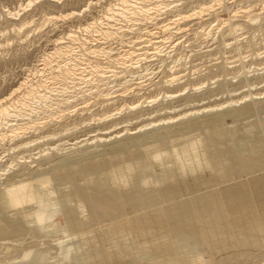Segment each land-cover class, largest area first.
I'll return each mask as SVG.
<instances>
[{
    "label": "rangeland",
    "instance_id": "1",
    "mask_svg": "<svg viewBox=\"0 0 264 264\" xmlns=\"http://www.w3.org/2000/svg\"><path fill=\"white\" fill-rule=\"evenodd\" d=\"M126 1L128 5L127 2L123 3L124 0H0V101L9 99L14 91H17V96L20 95L19 98L27 96L32 88L36 87L34 91L37 93L39 91L36 99L28 98L30 103L33 102V109L24 110L23 116L15 117L14 114L15 116L6 121L0 118V161L3 162H0V190H7L8 186L14 183L15 188L23 189L20 192L22 196L30 198L32 193V198H35L41 196L42 193L50 197L53 196V192L56 193L59 189L69 187V191L67 190L69 195L67 193L66 196H70L73 184H85V181L78 182L80 176L86 177L84 172L81 175L86 169L85 166L91 163H96L95 165L98 166L109 157L103 153H99L101 156L96 153L93 159H82L84 161L73 165L71 162L66 163L65 168L62 166L63 170L62 167L61 169L52 168V164L60 157L66 158L74 154L75 151L69 152V148L74 144L83 140H89L91 143L96 136L107 135L110 138L117 133H120L119 136L124 140L127 129L136 127L138 129L151 122L159 125V120L166 121L169 117H172L174 122L185 119L174 124L176 128L182 126V130H185L191 123H196L197 127L184 133L185 135H180V133L170 136L164 135L166 134L164 130L168 127L165 129L156 126V128L149 127L153 129L152 131L147 128L152 133L154 131L153 134L160 138L150 141V133L145 132L141 134L136 146L137 148L145 147V150H149L150 147L158 151L155 153L156 156L154 154L142 155L154 156L155 167L159 165L157 163L163 162L161 155L171 152L175 160L180 161L182 157L189 160L194 149L203 148L202 146L205 145V134L227 132L232 136L241 137L248 126L258 128L264 126V111L255 115L254 113L246 114L244 111L248 108L245 101H248L249 93H259L264 90V0H224L220 3H217L219 0ZM214 1L216 4L212 3ZM204 3H206L204 8L211 9L197 14L200 11L198 9ZM110 9L114 12H110ZM191 15L189 19L182 20ZM253 17L254 19H251ZM91 24L95 26L87 27ZM238 26L242 27L237 28ZM54 52L58 55H54ZM219 82L220 84L226 82L225 89H219ZM166 95H180V98L170 104L169 101L165 102ZM39 96H46L48 101H40ZM190 96L193 97L189 103L182 100ZM150 101L154 102L149 103ZM237 101H241L239 102L240 109L235 105L239 116L242 115L240 118H235L231 122L230 120L219 121L216 118L212 121L213 124L205 123L206 113L209 110V112L214 109V112H223L233 106L231 102ZM130 103L140 106L129 112L124 105ZM112 115L116 118L108 117ZM135 117L139 118L134 119ZM130 119L134 120L128 122ZM117 122L118 125H115ZM16 127H22L23 131L13 132L12 129ZM245 131L249 132V129ZM2 136L5 138L3 139ZM192 139L195 142L194 146L184 145V142ZM141 140L149 142L144 144ZM170 143L180 146L173 148ZM132 145L134 147L135 144ZM136 146L125 152L123 150L120 154L127 155L131 152V156L133 154V157L140 159L137 153L144 148L135 149ZM85 149H78L76 152ZM114 156L120 155L118 153ZM97 158H100L99 161ZM131 159L134 162V158H130V162H132ZM160 159L161 161L158 162ZM86 160L88 164H84ZM90 161L93 162L89 163ZM148 163L150 166L153 164ZM139 167L140 165L137 164L134 168L118 170L131 174L135 168ZM38 168H48L44 174L49 171L50 173L47 174L49 177L43 175V178H36L48 184L44 182L45 186L44 184L39 185L43 187L34 189L36 192L29 188L31 191H26V187H31L30 185L37 180H34L32 176H27L29 179H26V176L22 175ZM73 168L76 172L74 170L75 173L71 174L72 176L75 174L76 177H71L68 173ZM113 171L103 174L108 178L103 175V178L97 176L96 180H99L97 182L103 183L104 179L115 180L112 176L116 174V171L115 173ZM57 172H64L62 174L67 176L63 180H54L55 175H59L56 174ZM78 172L81 173L77 174ZM21 179H24L23 183ZM128 179L135 178L131 176ZM15 180L19 181L18 184ZM104 182L107 183L106 185L116 183V181L110 182L109 180H104ZM192 184L193 186L200 185ZM176 185L188 187L185 186L186 183ZM27 192L29 196H26ZM66 196V201L71 200ZM73 196L75 197V194L71 195L72 199H74ZM61 199L57 200L56 197L55 201L50 200V205L53 201L51 206L58 208L65 201L64 197L63 201ZM219 200L230 202L226 198ZM57 202L58 206L55 207ZM74 203L72 202V206L75 207L76 203L75 205ZM245 205L250 206L248 203ZM58 223L60 227H65L62 217L58 218ZM65 231L63 233L64 229H62V233L66 235L56 234L51 240L59 241L67 236L65 238L67 240H64L67 244L64 246L67 250H73L81 244L80 239L70 229ZM71 242H73L72 245ZM3 246L0 247V264H9V262L10 264H23L22 262L26 263L28 259L27 263H36L37 259L34 260L26 254L27 251L12 254L6 245ZM54 251H51L50 253H53L49 255L55 258L48 255L47 259H39L36 264H56L62 253ZM207 254L200 256L203 264H215L216 257ZM168 255L166 251L163 256L169 260V263L183 264L172 262ZM241 257L226 264H239V262L242 264V261L243 264H264V250L261 247L245 250ZM2 259L5 260L2 261ZM196 259H193L190 264L196 263ZM149 262L159 264L153 259L140 260L139 264H149Z\"/></svg>",
    "mask_w": 264,
    "mask_h": 264
},
{
    "label": "bare ground",
    "instance_id": "2",
    "mask_svg": "<svg viewBox=\"0 0 264 264\" xmlns=\"http://www.w3.org/2000/svg\"><path fill=\"white\" fill-rule=\"evenodd\" d=\"M221 1L224 0H219L217 3H220ZM125 2L127 1L124 0L123 3ZM214 2L212 3L216 4V2ZM126 4L128 5V2ZM205 4L206 3L202 6L200 5L201 7L198 9L200 11L197 14L205 13L208 9H211L204 8ZM123 7L126 8V6ZM109 11L112 12L113 10L110 9ZM195 14L194 16H196ZM190 17H192V15L184 17L182 20L189 19ZM235 17L236 15L234 18ZM251 19H254V17ZM91 25H88L87 27L93 28V26H95V24ZM240 27L242 26H238L237 28ZM107 34V36L110 37V34ZM53 54L55 55L56 53L54 52ZM218 84H220V82ZM225 87L226 82H222L219 89H225ZM35 88L30 89L27 96L19 98L20 95L17 96V91H14V94L9 99L0 101V118L6 121L15 115V117H21L23 116L22 112L24 110L26 111L29 108L33 109V102L30 103L29 99L31 97L35 99L37 98L36 95L39 91L38 93L34 91ZM192 97H186L182 100L189 103ZM248 97V101H245V105L248 107L244 110L246 111V114L254 113L255 115L264 111V90L259 93L250 92ZM165 98V102L169 101V103L172 104L175 99L180 98V95H166ZM39 99L40 101H46L48 98L46 96H39ZM241 100L243 102V99ZM153 102L154 101H150L149 103ZM239 102H231L233 103V106H227L228 109L223 112H214L215 109H211V112H209L210 110L208 112L205 111L207 112L205 123H212V121L216 118H218L219 121L230 120V122L235 118H240L242 115L239 116L240 114H238L236 109V106L239 108ZM134 105L135 103H130L125 104L124 107H126L127 111L132 112L140 106ZM219 107H222V109L224 108L223 106ZM164 108H166V106ZM198 114L202 115L200 113ZM108 117L116 118L114 115ZM137 118L139 117H135L134 119ZM134 119H130L128 122ZM182 120L185 119L183 118L180 121ZM177 122H174L173 118L169 117L166 121H163V119L159 120V125H155V122H151L138 129L137 127L135 129H127L125 134L126 138L124 140H122L121 136H119L121 134L117 133L110 138H108L107 135H104L103 137L96 136L91 143H89V140H83L80 143L74 144L71 148H69V152L75 151L74 154L67 156L66 158L60 157L57 162L52 164V168L57 167L59 169L62 166L64 167L66 163L68 164V162H71V165L78 162L81 163L80 161H84L82 159L86 158L93 159V155H97L96 153H98V155H100L99 153L106 154L105 156L109 155L110 158L107 157V159L103 156L107 160L98 166L95 165L96 163H91L93 161H90L89 163L91 164L85 166V171L81 170V175H83L84 172L86 177H84V175L83 177L80 176V180H78V182L85 181V184H73L70 196H66L69 188L66 187L67 185L63 186L67 189L61 186L63 189L57 190L56 193L53 192V196L50 197L44 196L42 193V197L39 196L32 198L31 193V200L29 197L27 198L22 196L20 192H22L23 189L15 188L14 183L9 185L7 190L1 189L0 247L6 245L12 254H17L19 251L24 252L25 250L27 251L26 254L30 255L34 258V260L35 258L37 260L47 259L51 251H60L62 256L61 258L59 257L60 259L58 258L59 260L57 259L58 261L56 264H139L140 260L145 259L157 260V263L159 262V264H171L169 263V260L165 259L166 257L163 256L166 251L169 254L168 257H171L172 262L190 264L193 259L195 260V258H197V261L194 264H203L200 256L208 253L216 257L215 264H226L227 262H232L237 258H240L245 250H252L256 247H261L264 250V126L261 128H258L257 126H248V128L245 127L246 129H249V132H246V129H244L243 136L241 137L236 135L232 136L227 132H211L210 134H205V145L202 146L203 148L198 147L194 149V151L191 152L192 155L189 160L183 159V157L180 161L175 160L173 158L174 154L170 151L171 153L169 154L162 153L164 154L161 155L163 157H159L163 160V162H161L162 165L161 163L156 162L159 165L155 167L154 156L142 155H155L158 151L156 149H150V147L149 150L146 149L147 151L145 150V147H143L144 150H140L143 148H137L136 144L139 141L138 139L142 136L141 134L145 132L148 134L150 133V141H154L158 138L159 136L153 134L154 131L153 133L151 132L153 130L152 128L155 126L158 128L162 127V129L168 127L164 130L166 133L164 135L168 136L178 135L180 133V135L184 133L186 134L191 129L197 127L196 123H191L188 126L186 125L187 128L185 130H182V126L180 128H176L177 126L174 125ZM2 123L4 124V122ZM115 125H118V122ZM147 128L151 129V131ZM12 130L13 132H20L19 130L23 131V128L16 127ZM142 141L144 144L149 142L141 140V142ZM141 142H139L140 145H142ZM31 144H33V142ZM132 144H135V149L140 150V153H137L139 154L140 159L133 157V154L131 156V152L127 155L120 154L121 151L124 150L125 152V150L133 147ZM172 145L174 148L179 144ZM184 145L187 147L194 146L195 142H193L192 139L184 142ZM157 148L159 149V147ZM78 149L85 150H79V152H76ZM118 153L120 156H114ZM100 158H97V161H99L98 159ZM130 158H134V162L133 159H131L132 162H130ZM155 158L158 159V157ZM147 159L148 162L153 163L154 166L153 164L150 166ZM161 159L158 160V162L161 161ZM87 161L88 160H86L84 164H88ZM127 162L130 163L123 166ZM137 164L140 165V167L135 168L131 174L125 171L119 172L118 170L127 169L129 167L134 168ZM19 167H21V165ZM72 167L73 166H71V168ZM74 168L77 167L74 166ZM74 168L68 172L71 177H76L75 174L73 176L71 174L76 172V169ZM47 170L48 168H38L30 173L25 172L27 174L22 176H26V179L28 178L27 176H32L34 180H37L43 175H46L45 177H47V174L50 173L48 171L47 174H44ZM111 170L116 171V174L112 176V178L114 177L115 179L113 181H116L115 184H105L104 180L113 182L111 179H101L104 185H102L103 183L101 182V184L97 182L99 181L96 180L97 176L99 177L103 174H107V172ZM115 171H113V173H115ZM59 172L56 173L59 175H55L54 180H63L64 177L67 176L62 174L64 172ZM80 173L81 172H78L77 174ZM103 176L105 177V175ZM131 176L135 179L129 180L128 178ZM22 180L24 179H21V183H23ZM73 180L74 179H72V181ZM44 182L46 183V181L43 180L34 181L33 184L29 182L32 185H30L31 187H26V191H31L29 189H33V191H35L34 189H37L39 185L44 184ZM185 183V186L192 183H198L200 185L193 186L192 184L188 187H183V185H181L182 187H179L176 185ZM70 184L72 183L70 182ZM112 189H115L116 191ZM26 191L24 190V192ZM24 192L23 195L25 194ZM35 192H33V194H35ZM27 194L28 195L26 196H29V192H27ZM73 194H75V197L73 196L75 201H73L74 199L71 197ZM65 196L70 197L72 201L68 199V201H66ZM52 197L55 199L57 197V200L61 198L63 199L64 197L65 201L62 202L58 208H54L51 206L53 201H51V205L49 202L52 199L55 201ZM222 198H226L230 202H221L219 199L222 200ZM58 202L55 207L58 206ZM72 202L76 203L75 207L72 206ZM247 203L250 204L249 207L245 205ZM59 217H62L65 221L64 228L60 227L58 223ZM97 225L98 227H96ZM62 229H64L63 233L66 232V229L73 231L74 235L79 237L81 244L77 245V247L75 246L76 248H73V250H67V247L64 246V244H67L66 241H64L67 240L65 239L67 236L62 238V240L52 241L51 239L55 237L56 234L66 235L62 233ZM68 240L70 241V239ZM72 244L73 242H71V245ZM165 255L167 256V254ZM49 256L53 257L52 255ZM4 258L6 259V257ZM4 260L2 259V261ZM37 260H35L36 263ZM243 261L241 262L242 264ZM254 261H256V259ZM27 262H29V259ZM27 262L22 263H31ZM154 262L156 263V261Z\"/></svg>",
    "mask_w": 264,
    "mask_h": 264
}]
</instances>
